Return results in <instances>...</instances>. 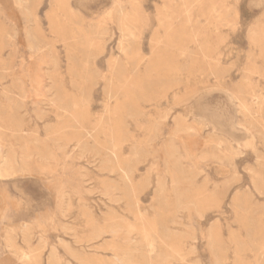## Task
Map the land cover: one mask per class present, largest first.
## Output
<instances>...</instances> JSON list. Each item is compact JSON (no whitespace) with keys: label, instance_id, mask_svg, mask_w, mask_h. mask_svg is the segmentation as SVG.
Segmentation results:
<instances>
[{"label":"rangeland","instance_id":"374dc122","mask_svg":"<svg viewBox=\"0 0 264 264\" xmlns=\"http://www.w3.org/2000/svg\"><path fill=\"white\" fill-rule=\"evenodd\" d=\"M12 1L0 264H264V0Z\"/></svg>","mask_w":264,"mask_h":264},{"label":"bare ground","instance_id":"6f19581e","mask_svg":"<svg viewBox=\"0 0 264 264\" xmlns=\"http://www.w3.org/2000/svg\"><path fill=\"white\" fill-rule=\"evenodd\" d=\"M13 5L15 4L17 7L22 5L23 4V1L22 0H13L12 1ZM21 7V6H20ZM22 9V7H21ZM25 9H22V13H25L24 11ZM124 21V20H123ZM122 21V22H123ZM123 25V24H122ZM123 28H126V27H123ZM128 30V29H127ZM129 31V30H128ZM127 31V33H129ZM132 34V33H131ZM128 35V34H127ZM24 36L25 38L28 36L27 35V32H26V29H24ZM196 42V41H195ZM34 48V47H32ZM36 81V80H35ZM34 83L36 85H41L42 83V80H40L39 82H35ZM34 94L33 95H39L41 90H33L32 91ZM4 93V92H3ZM41 95V94H40ZM25 97V95H21V98L23 99ZM35 103V102H33ZM32 103V104H33ZM59 108V107H58ZM18 130V129H17ZM1 131V130H0ZM3 131V130H2ZM4 134L0 133V180L2 178H9V177H14L15 175L19 174V167L17 166V162H16V159L15 157H13V149L11 148V146L7 145L6 142H3L4 138H2ZM11 135V134H10ZM20 135V134H19ZM5 137V135L3 136ZM2 138V140H1ZM10 142V141H9ZM120 170V169H119ZM123 172V171H122ZM139 215V214H138ZM141 216V215H140ZM142 222V221H141ZM25 227V226H24ZM147 236V235H146ZM149 238V236L147 237ZM25 240V239H24ZM12 244V243H11ZM15 246V245H14ZM27 246V244H26ZM153 248L152 246L149 245V251L148 253H153ZM17 254V253H16ZM17 256V255H16Z\"/></svg>","mask_w":264,"mask_h":264}]
</instances>
